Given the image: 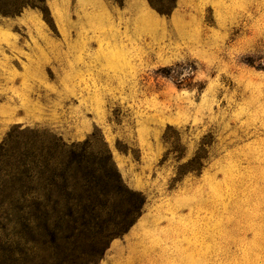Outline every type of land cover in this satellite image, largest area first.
<instances>
[{
	"label": "rangeland",
	"instance_id": "rangeland-1",
	"mask_svg": "<svg viewBox=\"0 0 264 264\" xmlns=\"http://www.w3.org/2000/svg\"><path fill=\"white\" fill-rule=\"evenodd\" d=\"M43 2L0 14V146L71 150L73 199L115 173L144 197L97 264H264V0ZM10 196L0 264L21 257Z\"/></svg>",
	"mask_w": 264,
	"mask_h": 264
},
{
	"label": "trees",
	"instance_id": "trees-1",
	"mask_svg": "<svg viewBox=\"0 0 264 264\" xmlns=\"http://www.w3.org/2000/svg\"><path fill=\"white\" fill-rule=\"evenodd\" d=\"M147 3L163 14L160 4ZM43 5V0H14L10 10L0 8V14L17 15L23 7L41 9ZM53 146L54 150L58 143ZM51 148L50 143L42 142L13 147L9 136L0 146L8 180L0 187L10 191L6 202L13 210L5 216L6 225L19 228L21 247L17 252L21 257L17 264H97L108 241L124 235L139 218L144 197L125 188L115 173V178L100 175L95 183L85 180L82 196L73 199L66 190L67 176L74 175L72 160L67 158L72 151L65 153V160L51 164ZM49 188L55 191L51 203L43 193L52 194Z\"/></svg>",
	"mask_w": 264,
	"mask_h": 264
}]
</instances>
